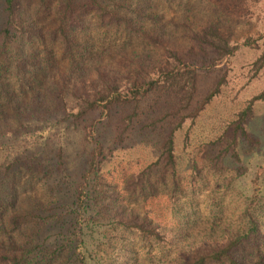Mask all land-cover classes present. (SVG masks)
Returning <instances> with one entry per match:
<instances>
[{"label":"rangeland","instance_id":"rangeland-1","mask_svg":"<svg viewBox=\"0 0 264 264\" xmlns=\"http://www.w3.org/2000/svg\"><path fill=\"white\" fill-rule=\"evenodd\" d=\"M16 2L18 40L0 45L6 153L0 257L12 252L23 254L21 264H77L62 242L71 232L66 206L87 170L94 139L101 153L87 202L97 213L82 235L93 264H174L194 243L241 234L249 215L264 235V97L254 99L264 91V0ZM206 26L235 48L220 62L201 38ZM61 29L71 38L69 49ZM166 49L197 67L188 102L179 87L158 84L131 103L60 122L78 106L70 90H83L101 73L123 93L170 59ZM13 53L25 57L20 77ZM216 85L218 92L195 112ZM113 213L144 219L165 238L147 239L115 225ZM254 249L252 239L243 240L237 256L255 264Z\"/></svg>","mask_w":264,"mask_h":264},{"label":"trees","instance_id":"trees-1","mask_svg":"<svg viewBox=\"0 0 264 264\" xmlns=\"http://www.w3.org/2000/svg\"><path fill=\"white\" fill-rule=\"evenodd\" d=\"M68 6L69 3L66 4V8ZM20 9L21 7L18 6L16 0L4 1L6 17L3 27L0 28V45L2 48H4L7 42L11 45L18 40L17 31L20 32V25H18L16 15ZM74 26L75 25L71 23L68 24V30L72 31ZM61 38L66 49H69L71 38L64 29H61ZM201 38L216 52L217 58H215V62H220L227 58L235 49L229 46L225 38L212 26H206L203 29ZM150 39L154 43H157L156 37H150ZM244 43L247 44L248 41L246 40ZM166 51L170 59H166L163 64H158L150 79H144L141 82H133L123 93H119L114 86L109 84L101 73L96 75L95 81L88 82L86 86L83 85V90L79 88L70 90L72 98L78 99V106L75 111H65V113H63L65 116L60 122H75L89 112L100 111V113H102L103 109H106L107 106L116 102L131 103L132 101H136L137 95L144 96L158 84L166 87H179L181 91H185L186 101L188 102L195 90V75L197 67L192 63L181 60L173 50L166 49ZM2 52L5 53L4 51ZM24 58H21L15 53L11 56L14 65L13 71L18 77L26 72L23 67L20 66V63H22ZM218 89V85L214 86L196 108L195 112L209 102L211 97L218 92ZM263 97L264 91L254 99ZM60 98L64 101L62 95ZM246 109L247 108L244 110L245 112ZM244 111L242 112V115H244ZM195 112L193 114H195ZM92 143L94 145L88 160L87 170L82 175L81 183L75 192L74 199L66 206V208H68L67 216L71 221L69 227L71 232L64 236L62 242L63 244L69 245L70 250H73L74 255L77 257V264H93L91 260L88 261L85 256L88 245L86 240L82 239L85 225L94 223V221H96L94 213L95 215L97 213L96 208H92L95 204H89L87 202L89 198L87 192L92 179L96 176L99 169L98 156L101 153L100 142L94 139ZM167 145V159L169 163L172 164L171 140L167 142ZM4 149L5 147L0 141V181L4 173L2 167L6 161V158H4L6 157V153L3 152ZM1 153H3L2 156ZM113 216L114 218L118 217L116 213H113ZM115 225L122 226L124 229H128L131 232H136L145 238L147 237V239L150 237H153L156 240L165 238L164 234H161L155 228L148 226V223L145 222L144 219L138 222V220L119 217L115 218ZM248 239L254 241V250L258 256V260L255 261V264H264V235L261 234L259 222L254 219L252 215L248 216V225L241 234H225L222 238H206L202 242L197 244L194 243L191 245L190 249L185 250L186 252L181 255V259L174 264H247L237 256V252L242 241ZM8 246L12 247L14 244L10 243ZM24 258L23 254L15 255L11 252L8 256L2 255L0 261L3 264H21L23 260H25ZM27 263L34 264L32 260H29ZM94 264H98V262H94Z\"/></svg>","mask_w":264,"mask_h":264}]
</instances>
